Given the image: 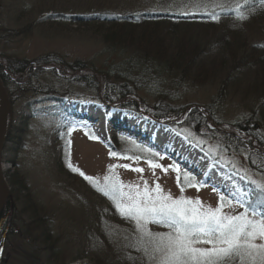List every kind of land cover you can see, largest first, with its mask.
<instances>
[{
	"label": "rangeland",
	"instance_id": "1",
	"mask_svg": "<svg viewBox=\"0 0 264 264\" xmlns=\"http://www.w3.org/2000/svg\"><path fill=\"white\" fill-rule=\"evenodd\" d=\"M252 1L197 0L194 7L200 10H145L151 0H0V70L11 81L5 88L12 129L1 161L7 183H15L9 186L7 210L12 214L5 210L0 217V264H148L137 246L135 221L115 207L113 196L118 194L108 188L112 183H122L125 193L135 186L143 191L145 184L149 189L159 184L174 198L198 199L212 208L223 204L222 213L229 216L254 210L259 218L264 213V200L252 203L256 195L264 197V123L258 125L259 114L253 119L252 113L264 103V71L258 65L251 67L246 58L244 65L250 66L237 71L241 69L237 59L249 53L246 48L264 46V9L251 12ZM229 4L244 10L245 18L203 37L213 43L226 35L236 57L232 60L227 53L212 57L213 72L200 74L197 81L173 84L163 75L158 88L165 93L161 100L169 108H183L180 115L157 119L151 111L160 105L141 90L106 103L103 91L113 80L100 76L102 64H122L136 48L104 41L103 21L80 25L77 19H112L146 11L201 14L211 6L219 10ZM204 29L199 25L192 33L200 36ZM234 61L237 68L230 71ZM96 105L182 138L242 184L241 197L193 176L168 151L152 147L151 141L115 131L109 124L105 131L99 130L78 116V107ZM193 109L203 121L195 114L189 118ZM245 123L250 128L255 124L251 134L239 128ZM113 152L115 156L110 155ZM149 161L162 167L153 169ZM185 173L196 186L183 179ZM147 228L154 233L169 231L156 223Z\"/></svg>",
	"mask_w": 264,
	"mask_h": 264
},
{
	"label": "trees",
	"instance_id": "2",
	"mask_svg": "<svg viewBox=\"0 0 264 264\" xmlns=\"http://www.w3.org/2000/svg\"><path fill=\"white\" fill-rule=\"evenodd\" d=\"M151 1V7L145 10H200L194 7L197 0ZM178 3L182 4L179 8H177ZM89 6H87V8ZM232 7V4H229L222 6V8L218 10L217 6H211L212 9L208 11L209 13L205 11L201 14L190 12L184 14H164L156 11H146L136 15L117 14L112 19L105 18L99 20L93 17L91 20L83 19L84 21L77 19L76 23L80 25L87 22L103 21L101 25L103 24L102 26L106 28V31L103 32L104 41L111 43L113 46H119L120 48H129L131 46H135L136 48L137 52L134 51L130 59L124 61L122 64L111 65V63L108 62L102 64V70L99 71L100 76L104 78V80L106 77L109 78L108 81L111 79L113 80L103 91L104 96H106V103L116 102L128 96H134L136 91L141 90L150 96L154 102L156 101V103L160 105L155 106V111L157 113L151 111L157 119H166L180 115L183 112V108L177 110L169 108L168 103H163L161 100L165 97V93L159 91L158 88L163 84L162 81L164 82L163 75H166V78L170 79L173 84H180L190 80L197 81L200 74L204 77L208 73L213 72L211 67L215 62L210 60H213L212 57L218 58L216 56L223 54L226 56L227 53L233 60V56L236 57V50L233 49L231 45L227 44L228 37L226 35L221 34L216 37L217 40L213 43H209L210 39L203 37L208 36L210 30L213 31L216 27L227 25V22L233 24L240 20L238 17L243 14L244 10H236ZM252 7L253 10H250L251 12H261V10L264 9L261 0H253ZM92 9L93 8L89 7V10ZM93 10L102 9L94 8ZM199 25L205 26V29L199 32L201 33L200 36L196 33H192L193 28H197L196 31H198ZM137 30L140 32L136 33ZM222 31L225 32L226 30ZM136 35H138V38H135ZM142 44L144 46H142ZM223 46L226 50L221 51ZM242 46L244 47V45ZM246 50L249 53L244 54L243 58L237 59V63L241 66V69H237L238 73L243 68H248L250 65L251 67L258 65L262 67L264 71V46L256 45L246 48ZM212 52L214 55L211 54ZM245 58L248 60L247 63H249V61L251 62L249 63L250 65H244L243 59ZM205 60H210L209 64L204 62ZM220 60H222V58ZM237 63L234 61V64L228 69H230V71L234 70L237 68ZM10 70L21 72L23 68L15 70L10 67ZM0 78L5 87L11 84V81L7 79L1 70ZM114 95L116 97L115 101L111 100ZM252 113L253 119H255L256 114H259L257 121H255L258 125L264 123V103ZM193 114L201 119L195 109L190 110L188 113L189 118H194L191 116ZM201 121L203 120L201 119ZM245 124L244 127L241 128L239 126V128L247 132V134H251L250 131L252 132L254 130L255 124L251 123V128L253 130L247 123ZM11 130L9 132H11ZM9 136L10 134L7 136L8 138H6V141L11 139ZM228 137L233 138L232 136ZM224 138H227V136ZM8 185L15 186V183L11 181ZM259 196L260 195H256V200L254 199L252 203L257 204L264 200V197L259 199ZM10 206L11 197L6 203L5 210L10 209Z\"/></svg>",
	"mask_w": 264,
	"mask_h": 264
},
{
	"label": "snow or ice",
	"instance_id": "3",
	"mask_svg": "<svg viewBox=\"0 0 264 264\" xmlns=\"http://www.w3.org/2000/svg\"><path fill=\"white\" fill-rule=\"evenodd\" d=\"M238 18L245 17L241 14ZM149 164L153 169L162 167L151 161ZM175 170L180 171L178 166ZM183 179L189 186H196L187 173ZM108 188L118 194L113 196L115 207L135 221L139 233L137 246L148 264H264V213L259 218L254 210L229 216L222 213L223 204L212 208L204 207L198 199L174 198L164 193L159 184L153 189L145 184L143 191L135 186L128 193L123 191L122 183H112ZM148 223L164 225L169 231L154 233L147 228Z\"/></svg>",
	"mask_w": 264,
	"mask_h": 264
},
{
	"label": "bare ground",
	"instance_id": "4",
	"mask_svg": "<svg viewBox=\"0 0 264 264\" xmlns=\"http://www.w3.org/2000/svg\"><path fill=\"white\" fill-rule=\"evenodd\" d=\"M104 113H109L106 106L78 107V116L89 120L92 127L105 131L109 127L107 124H109L112 126L110 128L115 131L134 133L138 138L151 141L150 145L156 150L168 151L171 157L178 160L193 176L215 188H219L228 195L236 198L241 197L239 188L242 184L237 183L229 174H225L219 165L210 162L200 150L182 138L174 137L171 133L168 134L160 128L147 126L143 121H137L123 112L111 111L102 120L101 115Z\"/></svg>",
	"mask_w": 264,
	"mask_h": 264
},
{
	"label": "water",
	"instance_id": "5",
	"mask_svg": "<svg viewBox=\"0 0 264 264\" xmlns=\"http://www.w3.org/2000/svg\"><path fill=\"white\" fill-rule=\"evenodd\" d=\"M11 124V106L5 87L0 79V216L10 199V188L2 170V150ZM12 211H8L11 216Z\"/></svg>",
	"mask_w": 264,
	"mask_h": 264
},
{
	"label": "flooded vegetation",
	"instance_id": "6",
	"mask_svg": "<svg viewBox=\"0 0 264 264\" xmlns=\"http://www.w3.org/2000/svg\"><path fill=\"white\" fill-rule=\"evenodd\" d=\"M4 212H5V208H4L3 212H2V214H4ZM2 214H1V216H3ZM1 227H2V224L0 226V229H1Z\"/></svg>",
	"mask_w": 264,
	"mask_h": 264
}]
</instances>
